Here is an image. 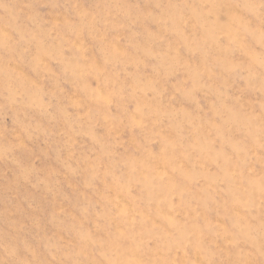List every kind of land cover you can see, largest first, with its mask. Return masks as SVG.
<instances>
[{"label": "rangeland", "instance_id": "374dc122", "mask_svg": "<svg viewBox=\"0 0 264 264\" xmlns=\"http://www.w3.org/2000/svg\"><path fill=\"white\" fill-rule=\"evenodd\" d=\"M0 264H264V0H0Z\"/></svg>", "mask_w": 264, "mask_h": 264}]
</instances>
